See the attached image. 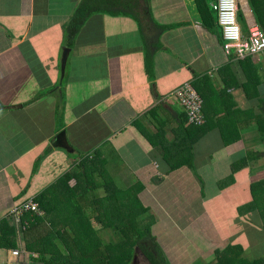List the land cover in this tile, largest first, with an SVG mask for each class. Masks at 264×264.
Returning <instances> with one entry per match:
<instances>
[{
    "label": "crops",
    "instance_id": "obj_1",
    "mask_svg": "<svg viewBox=\"0 0 264 264\" xmlns=\"http://www.w3.org/2000/svg\"><path fill=\"white\" fill-rule=\"evenodd\" d=\"M81 1L0 0V218L16 229L11 239L16 246L0 247V264H9L12 249H20V264H27L31 254L26 241L62 225L51 213L25 239L10 210L46 194L57 176L71 173L73 165L80 170L84 159L92 162L89 170L100 184L114 181L121 190L135 186L140 196L155 197L156 207L169 214L174 228L184 230L183 234L179 231L182 237L195 240L196 250L201 236L209 246L222 241L215 250L211 248L214 252L231 241H251L253 224L248 213L236 215L235 199H251L242 186L247 189L264 176V155L248 163L240 161L247 167L232 174L233 184L231 164L257 145L264 152V143L255 140L253 127L254 115L264 107V52L256 59L229 58L217 33L194 24L166 31L158 48L155 38L142 33L134 19L94 15L70 51L64 95L60 77L66 30ZM149 1L152 16L160 24L192 21L186 0ZM238 3L247 34L248 27L256 24L255 17L247 0ZM152 53L153 70L148 68ZM81 54L87 59L79 57L74 63ZM185 82L197 83V91L205 97L210 109L207 117L204 110L207 127L213 129L222 122L225 131L234 130L240 137L234 146H224L217 128L208 132L197 152L202 180L188 167L175 172L168 163V157L174 159L189 148L181 127L185 113L175 96ZM51 88L50 93H41ZM63 131L70 151L55 145ZM65 153L56 162L64 167L57 164L60 173L51 181L47 163ZM225 180L231 185L220 190L219 183ZM77 182L72 179L70 185ZM142 183L146 184L143 190L138 187ZM151 184L155 186L152 192ZM187 192L203 203L207 197L212 207L184 206V202L180 211H174ZM107 194L100 186L90 192L87 211L95 212L91 200ZM41 212L44 217L45 211ZM190 219L204 224V229L188 225ZM23 220L30 223L28 217ZM3 229L2 237L10 241L11 226ZM164 232L167 229L155 231L157 237ZM54 241L62 239L58 236Z\"/></svg>",
    "mask_w": 264,
    "mask_h": 264
},
{
    "label": "trees",
    "instance_id": "obj_2",
    "mask_svg": "<svg viewBox=\"0 0 264 264\" xmlns=\"http://www.w3.org/2000/svg\"><path fill=\"white\" fill-rule=\"evenodd\" d=\"M213 1L186 0L193 16V22L163 25L154 20L149 0H82L68 24L65 46L73 51L77 36L94 15L126 16L134 19L142 33L146 31L147 35L150 33L155 38L158 48L162 47L161 36L166 31L191 24L206 31L217 33V39L223 46L221 31L217 23V10L212 6ZM247 1L257 26L264 33V0ZM238 22L243 26L241 28L244 32V17L240 9ZM231 57L233 58L232 55L229 56V58ZM153 60L152 53L148 58V68L151 70H153ZM65 83H67V78L63 80V85ZM193 84L195 86L197 83ZM195 87L197 89V86ZM60 91L62 92V90ZM198 92L204 101L202 111L204 113L205 110L207 117L210 109L205 105L204 95L200 91ZM182 108L186 119H184L181 127L186 137L185 144L189 148H184V153L174 155L176 156L174 159L168 157V163L172 171L177 172L183 167H188L198 179L202 180L198 173L200 160L197 152L201 151L198 149L201 142L207 139L208 132L217 128L221 136L220 143L221 145L223 143L224 146H234L240 141V137L235 136L234 130L225 131L222 122L215 124L213 129L207 127L206 119L202 124H190L188 114L184 107ZM234 115L232 112L231 117ZM253 127L256 132L255 140L264 143L263 106L259 108V113L254 115ZM257 146L253 151H247L244 156L232 162L231 184L234 183L232 174L243 167H247L246 164L242 166L240 161L248 163L249 160L263 158L261 155H264V152L262 149H256ZM75 161L77 162V160ZM81 161L80 170L75 168L73 172L61 176L60 180L47 188L46 194L44 192V194H38L37 197H34L40 209L45 211L44 217H41L43 213L40 216L34 212H28L24 216L30 220V223L28 225L25 223L22 229L25 239H27L28 231L37 228L51 213L49 216L54 214L62 222V225L56 228H49L43 237L39 236L36 239L26 241V251L31 254L27 264H137V248L147 261L144 264H171L159 246L156 233H153L152 224H155L154 220L158 218L160 212H163V209L156 207L155 197L140 196L135 186L121 190L114 181L100 184L95 173L89 170L92 162L86 159ZM72 179H78L74 186L70 185ZM228 184L229 182L226 180L219 183V189L224 190L231 185ZM98 186L105 187L108 194L104 198L92 199L91 203L94 205L95 212L89 213L85 207L89 202L86 197L90 192L96 191ZM138 187L143 190L146 188V184L142 183ZM242 187L246 197L249 193L251 194V199L247 201L241 196L238 200L235 199L236 206H234L236 215L243 216L248 213L253 224L251 241L254 243L231 241L226 246L217 248L215 253L220 258L216 259L213 264H264V176L252 181L247 187L248 190L244 186ZM149 188L152 192L155 186L151 184ZM201 192L203 193V189ZM46 195L47 198H45ZM29 214L32 216L30 217ZM3 222V218H0V247L14 248L16 241L11 239L16 236V229L8 221L4 222L6 226H11L13 232L10 241H5L6 239L2 237V234L5 235ZM104 227H106L105 230H103ZM103 232L106 233V236ZM58 236L62 239L60 242L65 245L66 253L58 241H54V238ZM247 237L250 239L249 233H247ZM252 245L254 250L249 254H255V256L249 257L244 252L243 247L245 250H249Z\"/></svg>",
    "mask_w": 264,
    "mask_h": 264
},
{
    "label": "built area",
    "instance_id": "obj_3",
    "mask_svg": "<svg viewBox=\"0 0 264 264\" xmlns=\"http://www.w3.org/2000/svg\"><path fill=\"white\" fill-rule=\"evenodd\" d=\"M212 6L217 10V23L223 39V51L227 56H233L237 61L247 58L256 59L264 52V33L256 24L248 27L247 34H244L238 22V11L240 9L238 0H214ZM175 96L177 101L184 107L189 117L190 124H202L205 122L203 99L192 82H185L180 86ZM28 212L41 214L38 202L34 198L15 205L10 210V215L22 230L24 227V216ZM20 249H12V258L9 264H20Z\"/></svg>",
    "mask_w": 264,
    "mask_h": 264
},
{
    "label": "rangeland",
    "instance_id": "obj_4",
    "mask_svg": "<svg viewBox=\"0 0 264 264\" xmlns=\"http://www.w3.org/2000/svg\"><path fill=\"white\" fill-rule=\"evenodd\" d=\"M41 43H42V41H40V44ZM45 44H46V41H45ZM75 46H76V44L74 45V49H75ZM74 55H76V54H74ZM79 57L86 60L88 56L81 54L80 56H77L75 59H73V62L75 63V60ZM80 62H81V60L78 61L79 65H80ZM71 74H72V72L70 73V76H71ZM65 85H67V84H65ZM65 85H63V87H62V89H63L62 93L64 95H66L65 94ZM53 90H54V88H51V89L44 90L41 93L42 94H45L47 92L50 93ZM66 155H67L66 153L64 155L58 154V157H52L51 161L47 163V166L50 169V176L48 177V179H50L51 181L53 180V177H56V175H59V173H60V171L58 170V167H57L58 163H56V162H58L59 156L62 158V156H66ZM72 157H74V156H72ZM61 162H62V159H61ZM73 162H75V161H73ZM58 165L61 168L64 167V165L61 163ZM76 167H77L76 165H73L70 168V172H72ZM57 179L60 180L61 178H59V176H57L56 180ZM181 197L183 199L180 203L175 204V207L173 208L174 211H180V209H181L180 206L184 202H186L184 206H188L189 204H192L196 208H203V207L210 208V207H212V203L209 202V199L207 197H206V200L204 201V203L201 202V199L199 197L195 196L191 192H187L186 195L182 194L180 196V198ZM160 203H162V202L160 201ZM156 204H158L157 200H156ZM13 221L15 223L14 217H13ZM190 221L191 222L188 225H191L193 228H198V229L203 230L205 227L204 224L198 223L196 221V219H190ZM154 222H155V224H152L154 234H155L154 229L156 231H160L162 229H167V232H166V234L164 232L163 237H158V243H159L161 250L163 251L165 256H167L168 261L171 264H213V262L216 259L220 258L219 256H217V254L213 250H215L216 247L220 246L222 244V241H212L213 242L212 246L211 245L209 246V245H207V243H208L207 241H202V240H204V237L201 236L199 238L200 241H197L198 248L196 250L195 249V247H196L195 240L192 238H189V237H182L180 232H182V234H183L184 230H181L178 226L176 228H174L169 214L160 212V215L158 216L157 219L154 220ZM209 228L212 230L211 226H209ZM184 229H186V228L184 227ZM189 241H194V243L190 244ZM58 243L60 244V247L62 248V250L66 253V248H65L64 243L60 242V241H58ZM210 243H211V241H210ZM253 243H254V241H250V244H253ZM203 245H204V247H203ZM223 245H224V242H223ZM243 250L247 256H249V257L255 256V254H249L254 250L253 245L251 246V249L245 250V248L243 247ZM137 251H138L137 264L138 263L139 264L147 263L144 255L141 253L139 248H137Z\"/></svg>",
    "mask_w": 264,
    "mask_h": 264
},
{
    "label": "water",
    "instance_id": "obj_5",
    "mask_svg": "<svg viewBox=\"0 0 264 264\" xmlns=\"http://www.w3.org/2000/svg\"><path fill=\"white\" fill-rule=\"evenodd\" d=\"M70 48H64L63 51V55H62V59H61V64H62V69H61V79L62 81L64 80V78H66V74H67V63H68V57L70 55ZM56 144L59 147H63L66 150L70 151V146L68 144V141L66 139L65 136V131L61 132V134H59L56 137Z\"/></svg>",
    "mask_w": 264,
    "mask_h": 264
},
{
    "label": "clouds",
    "instance_id": "obj_6",
    "mask_svg": "<svg viewBox=\"0 0 264 264\" xmlns=\"http://www.w3.org/2000/svg\"><path fill=\"white\" fill-rule=\"evenodd\" d=\"M194 85V84H193Z\"/></svg>",
    "mask_w": 264,
    "mask_h": 264
}]
</instances>
